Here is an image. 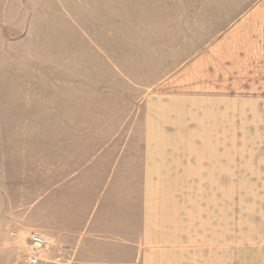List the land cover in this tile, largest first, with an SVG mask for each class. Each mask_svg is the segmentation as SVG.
I'll return each instance as SVG.
<instances>
[{
	"label": "rangeland",
	"instance_id": "1",
	"mask_svg": "<svg viewBox=\"0 0 264 264\" xmlns=\"http://www.w3.org/2000/svg\"><path fill=\"white\" fill-rule=\"evenodd\" d=\"M245 6L246 0L13 1L8 54L0 60V264H134V240L142 264L147 197L175 208L187 201L191 252L203 245L200 236L212 237L213 228L218 234L213 217L220 210L221 264H229L232 239L241 257L252 222H259L251 210L254 180L159 178L167 161L178 159L167 152L174 147L145 145L148 133H168L146 132L142 117L156 85ZM192 135L208 139L212 132L174 138L181 143ZM187 150L192 162L212 154L201 143ZM33 234L46 243L34 244ZM196 260L213 264L212 257Z\"/></svg>",
	"mask_w": 264,
	"mask_h": 264
},
{
	"label": "crops",
	"instance_id": "2",
	"mask_svg": "<svg viewBox=\"0 0 264 264\" xmlns=\"http://www.w3.org/2000/svg\"><path fill=\"white\" fill-rule=\"evenodd\" d=\"M13 1L23 2L0 0L1 61V56L8 54L7 29ZM222 30L208 46L204 45L149 93L142 117L144 129L168 134L155 139L148 133L145 145L174 147L167 152L175 154L178 160L173 162L175 164L167 161L168 172L161 171L164 174L156 175L159 178L177 173L176 176L184 178L253 179L251 210L254 216L257 214L259 222H252L253 237L245 240L244 251L239 252L238 259L233 252V239L230 241L229 264H264V0H246L243 13ZM192 130H208L212 137L198 140L192 135L180 138L184 140L181 143L174 138L179 132ZM200 143L211 146L212 154L192 162L187 149ZM179 147L182 150H178ZM149 171L146 177L153 178ZM164 200L147 197L144 202L142 243L146 250L142 264H190L194 259V264H199L196 259L210 257L213 264H221L220 210L217 209L213 217L218 234L213 228L212 237L200 236L197 241L203 245L200 250L191 252L187 201L180 203L183 210L182 205L175 208ZM235 201H232L234 208ZM233 216L236 218L235 214ZM229 217L233 223V217ZM211 242L212 248L209 247ZM133 246V263L136 264V240Z\"/></svg>",
	"mask_w": 264,
	"mask_h": 264
},
{
	"label": "built area",
	"instance_id": "3",
	"mask_svg": "<svg viewBox=\"0 0 264 264\" xmlns=\"http://www.w3.org/2000/svg\"><path fill=\"white\" fill-rule=\"evenodd\" d=\"M32 241L36 245H43V244L46 243V238L44 236H42V235H39V234H33L32 235ZM31 262L32 263H36L37 262V259L36 258H33V259H31Z\"/></svg>",
	"mask_w": 264,
	"mask_h": 264
}]
</instances>
